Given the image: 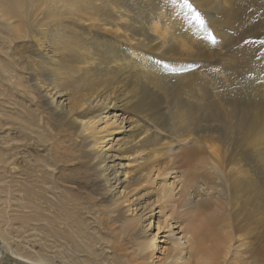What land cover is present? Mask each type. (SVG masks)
Here are the masks:
<instances>
[{
    "label": "bare ground",
    "instance_id": "obj_1",
    "mask_svg": "<svg viewBox=\"0 0 264 264\" xmlns=\"http://www.w3.org/2000/svg\"><path fill=\"white\" fill-rule=\"evenodd\" d=\"M26 2L0 0L7 235L51 250L42 264H227L233 223L264 215V0ZM184 161L152 199L151 172ZM172 207L191 214L186 242L169 241Z\"/></svg>",
    "mask_w": 264,
    "mask_h": 264
},
{
    "label": "rangeland",
    "instance_id": "obj_2",
    "mask_svg": "<svg viewBox=\"0 0 264 264\" xmlns=\"http://www.w3.org/2000/svg\"><path fill=\"white\" fill-rule=\"evenodd\" d=\"M42 1L43 0H27L26 12L29 11V14H30V13H33V11H35L36 9H40L42 7L41 6ZM56 6H58V4L50 2L49 5L44 7L45 9L44 11H42L40 15H43V14L46 15L47 11H53L54 9L57 12L58 10L55 8ZM6 34H8V31L5 30L4 28H1L0 38H1V35H6ZM0 58H2L1 59L2 61H5L4 62L5 64L7 63V58L2 53H0ZM0 80L2 82H7V79L4 78V76L2 75H0ZM103 116H104V119L100 123V128L107 127L106 130L112 129L113 127L111 126L112 121L108 120V117H106L105 115ZM2 140L4 141L6 140V137L4 134H3ZM3 151L4 149L0 146V152L3 153ZM183 152H181L180 155ZM158 153H159V156L162 155L161 154L162 150H160ZM178 154L179 152L176 153L175 155H178ZM182 155L180 158H183ZM185 155L186 154L184 153V157ZM156 159H159V157ZM123 161L125 162V164H128V166L126 167V171L129 172V176L139 175V169L141 167V164H140L141 161L139 159L124 158ZM160 162H166V161L165 159L164 160L162 159L160 160ZM182 162H183V159H182ZM180 165L178 164L177 165L178 167L175 168L173 165L169 164L167 168L168 172H160L159 174L156 171L151 172L150 182L144 183L143 187L149 189L150 191L149 195L152 197V199H157L158 196L162 198V191H163V188L165 187V184L166 183L171 184V185L174 184V177H175V180H178V178L182 177L181 173L184 172L183 169L184 170L186 169L185 171L189 170V166H188L189 164L187 163V161H184V165L183 164H180ZM185 166L187 167L185 168ZM55 168L56 166L53 167V169ZM178 168L181 170H179ZM3 173H4L3 169H0V174H3ZM59 175L60 174L58 172L54 173V175L51 174L49 176V179H50L49 185H46V186L52 187L51 183H52L53 178L58 177ZM241 177H243V174L241 175ZM143 187L137 186V189L135 191L138 192ZM130 189L131 188L128 187L127 190H130ZM178 189L179 188L176 189L175 194L178 191ZM205 192L202 191L201 193L205 195ZM51 193H54V195L57 198L59 196L62 197L61 195L58 194V192L54 188H52V190H50V193H48L47 195H51ZM194 197L195 196H192V199H191L192 201L194 200ZM5 198H6L5 194H0V205L1 206H2V200H4ZM98 204H100V206H102V209H104L105 202H99ZM55 210H58V209H55ZM88 215H90V212L88 213ZM93 216H94L95 223L97 222L98 218L101 217L98 215L97 216L93 215ZM166 218H168L167 222H171L172 228L175 232L174 236H170L169 241L184 238L183 237L184 231H181V230L186 229L185 227H187V225L192 219L191 214L180 213V210L177 209V207L176 208L172 207L171 210L166 211L164 219ZM85 222H86V219H85ZM0 223L2 224L1 228H3V237L6 238L8 242L9 257L10 256L13 257L12 259L13 261H9L10 258H7V257L2 258V256L0 255V264L14 262V261H15L14 263H17V264H42L41 260L50 261V257L53 255V252H51V250L47 251L45 247H41L40 244L36 240H30L29 242L28 240L23 239L22 236L12 237V236L7 235V233L4 231V229H6V215H3L2 219H0ZM92 226L94 225H90L89 228L91 229ZM257 228H259L258 234L255 233ZM85 229H87V227ZM153 231H156V230L154 229ZM223 232L227 233L228 231L223 230ZM231 232H232L231 234L233 235L234 240H232L231 242L230 252L226 258L227 264H264V215L263 214H257L254 216L253 214H250L247 211L243 212L241 217H239L237 221L233 223ZM163 234L168 235V233L166 232H164ZM164 239L166 240L167 237L158 238V240H161V241ZM186 241H187L186 239H182V242H186ZM168 242H161L160 244L161 254H159V258L162 260L168 252L167 250V248L169 247ZM186 247L187 246L185 245L184 250L186 249ZM183 256H184L183 260H187L188 254L186 250L184 251ZM51 262L53 264L61 263V261L57 259L56 256Z\"/></svg>",
    "mask_w": 264,
    "mask_h": 264
},
{
    "label": "water",
    "instance_id": "obj_3",
    "mask_svg": "<svg viewBox=\"0 0 264 264\" xmlns=\"http://www.w3.org/2000/svg\"><path fill=\"white\" fill-rule=\"evenodd\" d=\"M3 264H16V263H13V262H9V263H3Z\"/></svg>",
    "mask_w": 264,
    "mask_h": 264
}]
</instances>
